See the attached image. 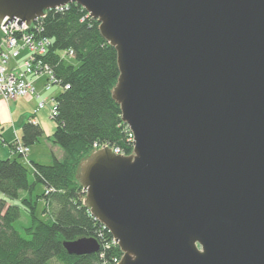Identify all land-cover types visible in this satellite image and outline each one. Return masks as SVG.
Listing matches in <instances>:
<instances>
[{"label": "water", "instance_id": "95a60500", "mask_svg": "<svg viewBox=\"0 0 264 264\" xmlns=\"http://www.w3.org/2000/svg\"><path fill=\"white\" fill-rule=\"evenodd\" d=\"M72 2L117 50L133 135L131 154L104 145L77 174L119 264H264V0H0V23Z\"/></svg>", "mask_w": 264, "mask_h": 264}, {"label": "trees", "instance_id": "16d2710c", "mask_svg": "<svg viewBox=\"0 0 264 264\" xmlns=\"http://www.w3.org/2000/svg\"><path fill=\"white\" fill-rule=\"evenodd\" d=\"M86 15L81 5L72 2L66 9L48 10L44 19V35L54 40L47 60L62 84L69 85L57 97L58 126L49 137L64 155L52 164L32 161L30 167L22 154L0 158V190L19 200L29 216L25 228L29 237H25L15 226L21 206L0 199V264H116L123 255L111 232L84 205L86 194L77 178L80 161L96 149L95 144L110 145L127 155L134 148L132 132L112 97L120 74L117 50L102 35L98 20ZM64 49L75 51L74 64L55 52ZM43 135L39 123L28 121L20 140L32 146ZM11 146L14 149L15 144ZM40 183L44 191L34 196ZM41 199L46 217L37 215ZM82 237H96L100 251L69 254L64 243Z\"/></svg>", "mask_w": 264, "mask_h": 264}, {"label": "built area", "instance_id": "2783aa9c", "mask_svg": "<svg viewBox=\"0 0 264 264\" xmlns=\"http://www.w3.org/2000/svg\"><path fill=\"white\" fill-rule=\"evenodd\" d=\"M67 7L68 5L61 6L55 8V10L59 11ZM46 16L47 13L29 24L23 22L22 28L21 24H17L19 19H16V21L14 19L12 22L9 21V24L4 26L6 23L5 19L0 24V100L34 97L37 99L36 111L46 106L49 107L50 118L57 127L58 125L55 121V117L58 114L57 97L62 91L69 88V85L62 84L47 60L54 40L52 37L44 35V19ZM86 16L91 15L87 12ZM26 50L27 54L22 56V53ZM55 52L59 53L60 58L64 61L67 58L75 59V51L73 49L57 50ZM41 78L44 79V86L50 94L49 96H42L36 88V82ZM57 85L60 86L61 90L52 93L54 86ZM102 146L95 144L97 148ZM29 150V146L22 143L19 138L16 140L14 153L26 156ZM114 150L117 153H122L118 148H114ZM113 243L118 244L114 238ZM121 258L116 259V264H119Z\"/></svg>", "mask_w": 264, "mask_h": 264}, {"label": "crops", "instance_id": "0c3cea01", "mask_svg": "<svg viewBox=\"0 0 264 264\" xmlns=\"http://www.w3.org/2000/svg\"><path fill=\"white\" fill-rule=\"evenodd\" d=\"M27 100H30L28 101L30 103L25 102V100L21 98L12 99L10 101H6L4 99L0 100V131H2L3 134V136H1L3 137L2 139L4 141V145L7 146L12 153V155L8 156V158L15 156L12 152L11 144L14 142V140L11 138V134L16 135V137L18 138V135L22 133L24 124L28 121L37 122L42 126L45 134L44 139L46 140V144H48V146H50L51 148H55V151L58 152V154H56L57 158H62L64 155V151L60 148H57V144L49 140V137L52 136L56 128V125L50 118L49 108L46 106L45 108L36 111L35 104L31 103V101L34 99L30 98ZM13 103H15V105L16 103H18L19 105L22 103V105H16L17 107H13ZM20 137L21 135H19V138ZM1 152L4 153L2 150ZM30 152L32 159L28 164L32 166V161L38 162L36 161V159H38V152L36 151V149H34V146H32Z\"/></svg>", "mask_w": 264, "mask_h": 264}, {"label": "rangeland", "instance_id": "374dc122", "mask_svg": "<svg viewBox=\"0 0 264 264\" xmlns=\"http://www.w3.org/2000/svg\"><path fill=\"white\" fill-rule=\"evenodd\" d=\"M0 38H1V32H0ZM25 54H27V50L22 53V56H24ZM65 61H66V63H73V64L76 62L74 59H69V58L65 59ZM43 80L44 79L41 78V79H39L36 82V88L41 93L42 96H45V95H48L49 96L50 94L46 90V88L44 86V81ZM60 90L61 89H60V86L59 85L54 86V89H53V92L52 93H55V92L60 91ZM18 98L24 99L25 102H27V103H30V102H28L30 100H27V99L32 98L34 100H32L31 103H34L35 106L37 107V99L34 98V97H30V96H28V97H17V98H14V99H18ZM4 100L10 101L12 99H8V100L7 99H4ZM16 105L17 106H20V105H22V103L20 105L18 103H16ZM16 105H15V103L12 104L13 107H17ZM1 135L3 136L2 131H0V158H8V156H11L12 153H11V150L7 146L4 145V141L2 139L3 137ZM19 135H21V134H19ZM19 135H18V138H19ZM11 138L14 141L17 139L16 135H14V134H11ZM44 138H45V134L41 137V139H40L39 142H37L34 145H32V146H34V149H36V151L38 152V157H37L38 159H36V161L41 162L43 164H52L55 161L56 154H58V152L55 151V148H53V147L51 148L50 146H48V144H46V142H45L46 140ZM32 146H30L29 148L31 149ZM56 147L62 149L61 146H59L58 144H57ZM1 150L4 153H2ZM14 155H15V153H14ZM22 158H24V163H26L25 165L27 167H30V165L28 163L32 159L31 152L29 151L27 153V155L24 156V157H22ZM43 191H44V185L40 183L36 187V190L34 192V196L40 195ZM1 198H5L8 203H16V204H19L21 206V208H22V214L19 217V219L16 220L15 226L21 232V234L23 236L29 237V234H27V232L25 230V228L29 224V216H28L27 209L24 207V205L19 200H12L10 198H7L6 195L0 190V199ZM44 207H45V201L42 200V199L39 200L38 201V205H37V215H39L40 217L43 216L42 215V210H43ZM43 217H46V216H43Z\"/></svg>", "mask_w": 264, "mask_h": 264}]
</instances>
